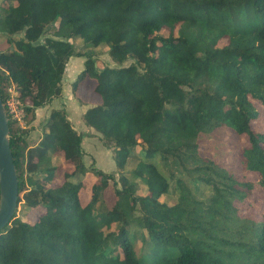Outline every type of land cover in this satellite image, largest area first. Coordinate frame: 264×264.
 I'll return each mask as SVG.
<instances>
[{
	"label": "trees",
	"instance_id": "obj_1",
	"mask_svg": "<svg viewBox=\"0 0 264 264\" xmlns=\"http://www.w3.org/2000/svg\"><path fill=\"white\" fill-rule=\"evenodd\" d=\"M0 36V94L7 106L15 86L27 123L85 57L72 92L95 80L100 102L82 119L116 163L85 165L86 134L63 108L37 146L8 114L19 200L41 210L0 231V264H264V211L240 213L256 183L264 192V132L252 124L264 107V0H0ZM223 128L247 137L241 175L199 151ZM60 153L71 170L53 186ZM87 169L96 180L82 203L73 178Z\"/></svg>",
	"mask_w": 264,
	"mask_h": 264
},
{
	"label": "rangeland",
	"instance_id": "obj_2",
	"mask_svg": "<svg viewBox=\"0 0 264 264\" xmlns=\"http://www.w3.org/2000/svg\"><path fill=\"white\" fill-rule=\"evenodd\" d=\"M2 41V37L0 36V42ZM82 42H78V49L81 48ZM7 43L0 44V50L5 49L7 47ZM107 47H100L99 50H96L97 58L107 61L108 63L111 62V58L108 56ZM81 57V56H80ZM72 57L68 64L66 73L63 79V92L61 97L56 99L53 103L47 104L43 108H38L35 111V118L31 120L29 123L23 122L24 128H28L31 130V141L29 142L30 146H37L41 139L44 132L43 125L46 123L47 119L49 118L50 112L52 109H65L68 119L73 124L74 129L77 131L84 132L86 135L83 136L82 139V147L84 148L86 154L84 158L85 165L89 168L91 166L103 169L104 171H111L115 168L116 163L113 157V153L110 149L105 148L100 139L99 134L93 128H90L85 125L83 121V113L80 112L79 120L73 121L71 117H74V113L72 112L73 108L77 110V112L82 108L81 104L85 101L93 102L97 100L98 94L93 92V87L91 86V82L89 79H86L83 86L81 85L79 89L74 94L71 88V78H76L78 73L71 76H68L69 71L72 69V65L80 67L85 57ZM73 62L70 63V61ZM100 60V61H101ZM113 62H111L112 64ZM83 66V65H82ZM83 68V67H82ZM69 78V80H68ZM70 81V82H68ZM9 94H12L9 91ZM79 98H78V96ZM78 99V102H77ZM82 100V101H81ZM93 103L87 104L88 106ZM88 106L84 107V113ZM258 109L260 110V117L257 120L253 121V128L256 131L264 132V107L261 105H257ZM37 112V114H36ZM72 116H71V115ZM71 116V117H70ZM80 121V122H79ZM18 124V123H17ZM81 125V128H79ZM19 126V124H18ZM20 127V126H19ZM247 142V137L244 135H238L234 133L232 130L223 128L220 130H216L211 134L202 136L200 139V153L202 155H207L214 160L218 161L223 166H227L232 168L238 175L242 174L241 168L239 167L237 152L242 145H245ZM64 158L62 153L59 154V157H53L52 162L60 166V163H63ZM71 166L67 164H63L61 168V173L57 177L54 178L51 185L59 186L63 182V173L66 171H70ZM247 177L256 183L257 181V174L254 172L247 173ZM27 178V177H26ZM96 176L90 169H87L86 173L78 174L73 178L74 181L82 180L85 186L82 188L80 192V198L82 203H86L89 200L90 193H91V186L94 183ZM28 188L30 184L28 183ZM139 192H145L146 187L140 184ZM167 199V198H166ZM162 200H165L163 197ZM172 197L169 198V202H171ZM240 213L243 216L247 217H257L260 215L261 212L264 211V192L256 183L254 194L250 197V199L245 200L242 205L240 204ZM41 209L37 208H27L24 205L23 200H19L18 208L16 210V215L20 216L26 220H33L36 218L38 212Z\"/></svg>",
	"mask_w": 264,
	"mask_h": 264
},
{
	"label": "water",
	"instance_id": "obj_3",
	"mask_svg": "<svg viewBox=\"0 0 264 264\" xmlns=\"http://www.w3.org/2000/svg\"><path fill=\"white\" fill-rule=\"evenodd\" d=\"M19 198V179L10 144L8 114L0 94V231L13 218Z\"/></svg>",
	"mask_w": 264,
	"mask_h": 264
},
{
	"label": "built area",
	"instance_id": "obj_4",
	"mask_svg": "<svg viewBox=\"0 0 264 264\" xmlns=\"http://www.w3.org/2000/svg\"><path fill=\"white\" fill-rule=\"evenodd\" d=\"M9 91L12 93L7 98L6 101V110L7 114L11 115V118L16 121L21 128H24V124L26 122V115L24 108L22 107L20 99L17 97V91L14 85L9 87Z\"/></svg>",
	"mask_w": 264,
	"mask_h": 264
},
{
	"label": "crops",
	"instance_id": "obj_5",
	"mask_svg": "<svg viewBox=\"0 0 264 264\" xmlns=\"http://www.w3.org/2000/svg\"><path fill=\"white\" fill-rule=\"evenodd\" d=\"M71 62H73V60H71L70 63H71ZM82 65H83V64H81L80 67H77V66H75V65H72V69H71V71H69L68 76H71V77H72L73 75L79 73V72L81 71L82 67H83ZM74 79H75V78L72 77V78H71V82H72ZM68 80H69V78H68ZM89 80H90V82H91V83H90L91 86L93 87V92L96 93V92H95V85H96L95 80H92V79H89ZM68 82H70V81H68ZM80 86H81V85H80ZM82 86H83V84H82ZM78 89H79V88H78ZM77 96H78V95H77ZM97 96H98V95H97ZM78 98H79V96H78ZM81 101H82V100H81ZM77 102H78V99H77ZM99 102H100V97L98 96L97 100H94L93 102L85 101V102L80 103L81 106H82V108H81L78 112H77L76 109L73 108V109H72V110H73L72 112L74 113V117H71L72 115L70 114V115H71V116H70L71 119H72L73 121H74V120H75V121H78V120H79L78 118H79V115H80L79 113H80V112L84 113V110H85L84 107H85V106H88L87 104H89V103H93V104H95V103H99ZM87 108H88V107H87ZM40 109H41V108H40ZM86 110H87V109H86ZM36 114H37V112H36ZM79 122H80V121H79ZM79 128H81V125H80ZM63 164H67V163H65L64 161H63V163H60V167H61V168H62V165H63ZM67 165H68V166H71L70 164H67ZM70 168H71V167H70ZM95 180H96V179H95Z\"/></svg>",
	"mask_w": 264,
	"mask_h": 264
}]
</instances>
